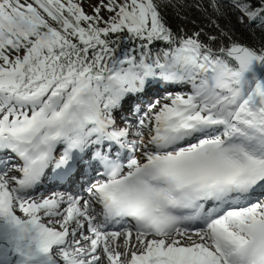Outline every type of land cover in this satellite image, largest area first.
Masks as SVG:
<instances>
[{
    "label": "snow or ice",
    "instance_id": "snow-or-ice-1",
    "mask_svg": "<svg viewBox=\"0 0 264 264\" xmlns=\"http://www.w3.org/2000/svg\"><path fill=\"white\" fill-rule=\"evenodd\" d=\"M89 6L0 0V264H264V0Z\"/></svg>",
    "mask_w": 264,
    "mask_h": 264
},
{
    "label": "trees",
    "instance_id": "trees-1",
    "mask_svg": "<svg viewBox=\"0 0 264 264\" xmlns=\"http://www.w3.org/2000/svg\"><path fill=\"white\" fill-rule=\"evenodd\" d=\"M190 15H191V18H192V19L199 20V19L201 18V14H200L198 11H196V10H192V12L190 13ZM178 23H180V21L177 20V19H175V18H173V26L175 27ZM186 23H187V27H188L189 29L194 28V25H193L192 23H190V22H186ZM238 31L242 34V37H243L247 42H249V43L252 42V37L249 36V34H248L246 31H244L243 29H238Z\"/></svg>",
    "mask_w": 264,
    "mask_h": 264
},
{
    "label": "rangeland",
    "instance_id": "rangeland-1",
    "mask_svg": "<svg viewBox=\"0 0 264 264\" xmlns=\"http://www.w3.org/2000/svg\"><path fill=\"white\" fill-rule=\"evenodd\" d=\"M82 2H83V6H84L85 10H86L89 14H91L92 9H91V7H90L89 5H90L91 3H96L97 0H82Z\"/></svg>",
    "mask_w": 264,
    "mask_h": 264
},
{
    "label": "bare ground",
    "instance_id": "bare-ground-1",
    "mask_svg": "<svg viewBox=\"0 0 264 264\" xmlns=\"http://www.w3.org/2000/svg\"><path fill=\"white\" fill-rule=\"evenodd\" d=\"M190 87V86H189Z\"/></svg>",
    "mask_w": 264,
    "mask_h": 264
}]
</instances>
